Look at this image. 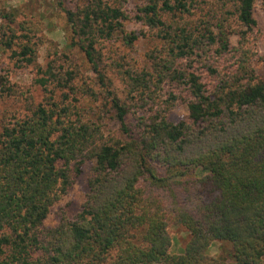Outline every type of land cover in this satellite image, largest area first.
<instances>
[{"label":"trees","instance_id":"16d2710c","mask_svg":"<svg viewBox=\"0 0 264 264\" xmlns=\"http://www.w3.org/2000/svg\"><path fill=\"white\" fill-rule=\"evenodd\" d=\"M75 2L61 6L67 52L49 48L44 65L38 24H0V46L17 67L35 65L44 92L0 118V264H264L256 0ZM128 20L154 41L141 63L115 45L133 47ZM14 93L0 75V95ZM180 104L188 114L174 123ZM87 161L80 211L44 227ZM171 221L189 234L177 253ZM215 241L231 254L211 255Z\"/></svg>","mask_w":264,"mask_h":264},{"label":"rangeland","instance_id":"374dc122","mask_svg":"<svg viewBox=\"0 0 264 264\" xmlns=\"http://www.w3.org/2000/svg\"><path fill=\"white\" fill-rule=\"evenodd\" d=\"M75 1L0 0V24H7L10 18L13 19L10 24L14 28L18 27L21 21L28 22V24H38V34L42 40L35 46L37 53L36 62L38 65H44L49 48L52 50L56 47L58 53L61 51L67 52L66 44L69 42L70 31L61 6L73 7L76 3ZM11 14H14L13 17ZM253 15L256 20V26L252 31L251 37L253 39L252 48L256 55L251 65L260 77H264V12L261 8L260 0H256ZM126 28L138 35L133 47L126 49L120 41H115V45L120 52L128 53L130 57L137 59L141 63L144 52L154 41L151 39L146 27L138 22L128 20L126 21ZM230 41L236 44L237 36L231 34ZM72 51V55L77 62L82 64V69L88 73L82 54L76 48H73ZM35 72V65L17 67L14 64V59L10 58V51L0 46V75L6 77L15 90V93L10 96L0 95V118L3 115L22 111L25 96L28 94H31L35 101H40L43 98L44 92L35 82L37 77ZM187 114V106L180 104L169 112L168 119L176 123L185 119ZM91 164L89 161L83 164L82 172L75 178L69 192L53 204L43 221L44 227H53L62 219L71 218L80 211L88 191L87 178L90 174ZM167 230L171 237L170 252L177 253L184 247L189 234L183 226L174 221L169 223ZM231 251V245L223 241H215L209 247V253L213 256L219 254L230 255Z\"/></svg>","mask_w":264,"mask_h":264}]
</instances>
